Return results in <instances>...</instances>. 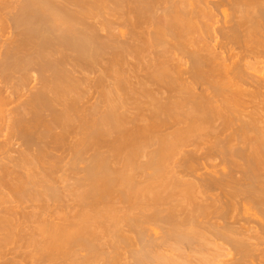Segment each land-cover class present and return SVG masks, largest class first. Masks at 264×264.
Listing matches in <instances>:
<instances>
[{"label":"bare ground","instance_id":"bare-ground-1","mask_svg":"<svg viewBox=\"0 0 264 264\" xmlns=\"http://www.w3.org/2000/svg\"><path fill=\"white\" fill-rule=\"evenodd\" d=\"M0 264H264V0H0Z\"/></svg>","mask_w":264,"mask_h":264},{"label":"rangeland","instance_id":"rangeland-1","mask_svg":"<svg viewBox=\"0 0 264 264\" xmlns=\"http://www.w3.org/2000/svg\"><path fill=\"white\" fill-rule=\"evenodd\" d=\"M35 84H36V83L34 82L32 85H35ZM73 139H74V138H70V140H73ZM191 148H192V147H191ZM191 148H190V149H191ZM190 149H189V150H190ZM193 149H194V148H193ZM218 161H219V160H215V161L211 160V161H208L207 164H210V165H212V164H216V163H218ZM225 259H226L225 261H229V260H227L228 258H225ZM231 259H232V257H231ZM231 259H230V260H231Z\"/></svg>","mask_w":264,"mask_h":264}]
</instances>
